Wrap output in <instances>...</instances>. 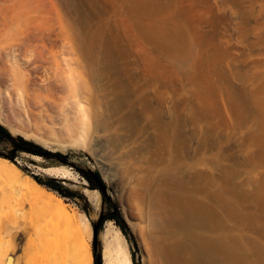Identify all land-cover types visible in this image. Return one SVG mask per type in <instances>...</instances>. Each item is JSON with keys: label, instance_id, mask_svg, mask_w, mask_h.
<instances>
[{"label": "rangeland", "instance_id": "rangeland-1", "mask_svg": "<svg viewBox=\"0 0 264 264\" xmlns=\"http://www.w3.org/2000/svg\"><path fill=\"white\" fill-rule=\"evenodd\" d=\"M0 123L100 174L127 225L98 230L102 264L117 236L131 264H180L172 221L190 194L232 227L264 233V0H0ZM14 164L76 193L41 185L88 222L96 264L93 223L108 212L98 189L39 156ZM8 189L0 182V234L21 202ZM25 240L16 228L15 264H79L56 241Z\"/></svg>", "mask_w": 264, "mask_h": 264}, {"label": "bare ground", "instance_id": "bare-ground-1", "mask_svg": "<svg viewBox=\"0 0 264 264\" xmlns=\"http://www.w3.org/2000/svg\"><path fill=\"white\" fill-rule=\"evenodd\" d=\"M32 157L38 159V156L32 155ZM0 182L8 185L9 194H18L16 196L21 199V202H17L18 206H11L10 215L7 214L9 216L6 218L8 220L1 230V264L16 262L13 256L8 254L14 249L16 228H21L26 234L24 249L31 245V235L43 236L48 240L56 241L58 251L66 261L70 256H77L79 264H91L92 254L86 241L89 224L79 213L70 209L63 198L46 190L25 174L18 165L2 157H0ZM94 193V205L97 208L100 197L97 192ZM189 198L192 200L191 208L179 204V214L176 220L172 221L175 227L172 232L175 241L169 247L172 253H178V256L179 253L184 255L180 264H264L263 231L259 230L256 235L242 232L238 227H232L229 222L223 220L218 212L211 210L206 203L196 200L191 194ZM14 216L15 218L18 216L21 220V224L17 227L10 225L9 219ZM44 220L45 225L40 226L39 221ZM103 259V264H131L120 236L109 240L103 252Z\"/></svg>", "mask_w": 264, "mask_h": 264}, {"label": "trees", "instance_id": "trees-1", "mask_svg": "<svg viewBox=\"0 0 264 264\" xmlns=\"http://www.w3.org/2000/svg\"><path fill=\"white\" fill-rule=\"evenodd\" d=\"M0 143L7 145L8 149L5 153L0 151V156L10 161L14 162V159L20 153H28L31 155H37L42 157L45 161L49 163V166H66L73 168L80 175H82L88 182L90 189H98L101 194L102 202L107 206L108 212L99 216L96 223H93V226H97V232L103 225L106 220H112L123 232L125 235L126 222L124 217L117 206V204L110 198L106 192V184L101 178L98 172H91L85 169L80 168L78 165L74 164L70 160V153H63L60 151H51L41 144L27 139L21 135H13L9 129L0 123ZM26 170V169H25ZM37 182L47 188L48 190L54 191L61 197H74L76 193L69 191L63 187V185H58L59 180L56 177L45 175L44 179L35 177ZM79 198L85 200V197L79 195ZM85 210V209H84ZM87 213V211L85 210ZM93 256L95 263L100 259L99 254L96 253V242L93 244Z\"/></svg>", "mask_w": 264, "mask_h": 264}, {"label": "water", "instance_id": "water-1", "mask_svg": "<svg viewBox=\"0 0 264 264\" xmlns=\"http://www.w3.org/2000/svg\"><path fill=\"white\" fill-rule=\"evenodd\" d=\"M55 166H58V165H55ZM48 167H53V166H46L45 168H48ZM96 234H97V226L95 225L93 226V244H95ZM96 264H102L101 259H99V261Z\"/></svg>", "mask_w": 264, "mask_h": 264}]
</instances>
